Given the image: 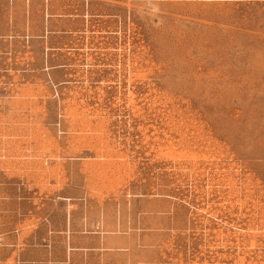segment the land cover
<instances>
[{"label": "rangeland", "instance_id": "1", "mask_svg": "<svg viewBox=\"0 0 264 264\" xmlns=\"http://www.w3.org/2000/svg\"><path fill=\"white\" fill-rule=\"evenodd\" d=\"M68 212L264 264V0H0V264Z\"/></svg>", "mask_w": 264, "mask_h": 264}, {"label": "crops", "instance_id": "2", "mask_svg": "<svg viewBox=\"0 0 264 264\" xmlns=\"http://www.w3.org/2000/svg\"><path fill=\"white\" fill-rule=\"evenodd\" d=\"M34 225L30 235L41 237L39 246L46 254L25 253L22 264H137L154 229L135 218L75 217L71 212L63 219L41 218Z\"/></svg>", "mask_w": 264, "mask_h": 264}]
</instances>
